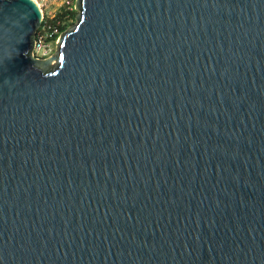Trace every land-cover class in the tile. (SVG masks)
Returning a JSON list of instances; mask_svg holds the SVG:
<instances>
[{
	"label": "water",
	"instance_id": "water-1",
	"mask_svg": "<svg viewBox=\"0 0 264 264\" xmlns=\"http://www.w3.org/2000/svg\"><path fill=\"white\" fill-rule=\"evenodd\" d=\"M0 0V264H264V0Z\"/></svg>",
	"mask_w": 264,
	"mask_h": 264
},
{
	"label": "built area",
	"instance_id": "built-area-1",
	"mask_svg": "<svg viewBox=\"0 0 264 264\" xmlns=\"http://www.w3.org/2000/svg\"><path fill=\"white\" fill-rule=\"evenodd\" d=\"M40 7L43 17L41 26L35 33L33 54L36 57L46 58L57 46L62 34L59 26H52L49 21L58 18L60 14L73 10L76 0H34Z\"/></svg>",
	"mask_w": 264,
	"mask_h": 264
},
{
	"label": "trees",
	"instance_id": "trees-1",
	"mask_svg": "<svg viewBox=\"0 0 264 264\" xmlns=\"http://www.w3.org/2000/svg\"><path fill=\"white\" fill-rule=\"evenodd\" d=\"M76 15V10L67 11V13H62L58 18L51 19L49 24L52 26H59V34H63L68 30L69 25L71 24L70 20H73Z\"/></svg>",
	"mask_w": 264,
	"mask_h": 264
},
{
	"label": "rangeland",
	"instance_id": "rangeland-1",
	"mask_svg": "<svg viewBox=\"0 0 264 264\" xmlns=\"http://www.w3.org/2000/svg\"><path fill=\"white\" fill-rule=\"evenodd\" d=\"M75 3H76V1H75ZM74 10H76L75 6H74V9H73V10H68V11H74ZM64 13H65V12H64ZM66 13H67V12H66ZM78 13H79V10H76L75 18H74L73 20H70V21H71V22H70L71 24L69 25L68 28L72 27V26L76 23V16H77ZM56 50H57V46H55L54 50L51 52V54H50L49 56L53 55V54L56 52ZM49 56H48V57H49Z\"/></svg>",
	"mask_w": 264,
	"mask_h": 264
}]
</instances>
